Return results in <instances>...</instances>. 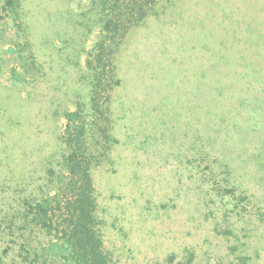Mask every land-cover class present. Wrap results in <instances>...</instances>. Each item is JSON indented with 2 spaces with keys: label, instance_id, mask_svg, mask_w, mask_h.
I'll use <instances>...</instances> for the list:
<instances>
[{
  "label": "rangeland",
  "instance_id": "rangeland-1",
  "mask_svg": "<svg viewBox=\"0 0 264 264\" xmlns=\"http://www.w3.org/2000/svg\"><path fill=\"white\" fill-rule=\"evenodd\" d=\"M8 1L0 0V222L21 221L24 196L58 225L73 187L62 166L66 113L78 111L88 152L110 148L92 175L121 263L237 264L244 250L264 264V0H159L118 38L101 73L91 69L103 39L92 0H44L47 14L55 3L67 12L73 38L37 18L40 0ZM76 19L91 28L84 36ZM39 231L47 247L55 231Z\"/></svg>",
  "mask_w": 264,
  "mask_h": 264
},
{
  "label": "trees",
  "instance_id": "trees-1",
  "mask_svg": "<svg viewBox=\"0 0 264 264\" xmlns=\"http://www.w3.org/2000/svg\"><path fill=\"white\" fill-rule=\"evenodd\" d=\"M158 1L92 0L99 12L98 22L103 34V39L97 43L91 53V62L94 65L91 69L95 73L104 69L103 61H105L104 65H111L115 53L114 46L117 45L118 38L121 39L130 27L140 24ZM22 2L23 0H9L8 6L18 5L19 8H23ZM49 2L51 1L40 0L36 3L34 12L37 18H42L49 25L57 26V30L63 29L61 34L73 38L69 30H66L69 27L67 12L63 13V10L57 8V3H55L54 12L51 9L47 14L48 11L45 12V10L48 8L45 4ZM84 19L75 20V23H79L78 26L82 28L79 34L82 36L87 29L91 30ZM23 21L24 25L26 20L23 19ZM31 21L35 22L33 16H31ZM4 36L0 34V43L4 42L2 39ZM42 38H45V35ZM48 39L51 41L50 38ZM66 41L64 43H68L69 39L67 38ZM97 96L93 95L94 103L97 102ZM66 117L69 123L65 137V151L62 154V166L70 175L73 186L72 195L64 200L62 206L60 205V220L56 226L44 203L27 207L26 205L30 204V198L23 196L22 200L26 205L22 204L23 208L17 211L22 215L21 221L18 219L16 222L18 217L13 213L11 221L0 222V242L4 243L2 249L6 255L10 254L7 264H123L115 257L113 250L106 243L104 221L99 211L98 195L92 175V170L101 163L103 156L110 148L105 147L104 144L99 150L88 152L85 145L87 129L79 121V112L66 113ZM102 118L104 121L105 118ZM93 123L97 126L99 138L103 137V140L107 141L109 134L106 127L99 123L97 118ZM262 153L259 152L256 156L263 157ZM18 194L17 190L15 197ZM19 195L15 201H20ZM44 229L48 234L55 231V236L49 239L47 247L36 241L39 238V230ZM54 237L56 239H53ZM3 255L0 254V264H5L7 261L4 262ZM235 259L238 260L237 264H257L253 256L251 257L246 251L244 253V250H240Z\"/></svg>",
  "mask_w": 264,
  "mask_h": 264
}]
</instances>
